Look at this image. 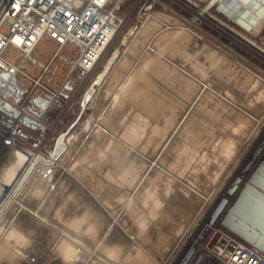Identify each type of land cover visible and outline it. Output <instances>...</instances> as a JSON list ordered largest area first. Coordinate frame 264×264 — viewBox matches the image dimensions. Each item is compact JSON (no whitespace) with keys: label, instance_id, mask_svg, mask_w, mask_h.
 Wrapping results in <instances>:
<instances>
[{"label":"rangeland","instance_id":"374dc122","mask_svg":"<svg viewBox=\"0 0 264 264\" xmlns=\"http://www.w3.org/2000/svg\"><path fill=\"white\" fill-rule=\"evenodd\" d=\"M135 1L125 0L121 12ZM136 14L101 59L96 74L137 22L71 131L73 156L64 165L85 189L87 217L71 222L70 238H56L62 252L25 255L31 264H173L185 230L264 157L263 150L242 173L264 139V59L256 55L263 53L207 15L194 23V14L180 19L159 4ZM40 48L42 64L56 53L45 79L55 88L72 53Z\"/></svg>","mask_w":264,"mask_h":264},{"label":"built area","instance_id":"2783aa9c","mask_svg":"<svg viewBox=\"0 0 264 264\" xmlns=\"http://www.w3.org/2000/svg\"><path fill=\"white\" fill-rule=\"evenodd\" d=\"M124 1L0 0V138L24 155L27 163L36 155L49 158L57 135L74 120L64 129L59 130L60 126L75 107L80 110L81 97L95 77L101 59L134 14L140 16L142 11L148 12L155 4L167 8L161 0H146L142 4V0H136L122 13ZM192 1L200 7L202 2L205 3L204 0ZM185 4L190 13L200 17L199 8L187 1ZM243 33L245 39H240L262 52L256 55L264 59V30L255 36ZM47 41L59 51L72 53L69 71L55 88L45 81L51 65H45L36 75L29 73L40 65L36 50ZM13 78L16 80L14 92L6 93ZM34 78H39L38 84H34ZM74 78L78 79L77 83ZM25 80L30 85L25 87ZM35 98L46 100L42 110L33 102ZM6 106L16 109L18 115L14 117ZM73 129L66 137L67 148V139ZM35 130L37 134L33 132ZM59 158L52 165H43L36 170L35 167L31 175L49 180L59 165ZM9 193L10 190L2 187L4 200ZM214 206L209 217L185 230L173 264H181L191 250H194L193 258L202 254L208 264L211 261L217 264H264V254L226 230L218 221L210 223ZM119 221L118 227L134 241V235L125 230L126 220L120 218Z\"/></svg>","mask_w":264,"mask_h":264},{"label":"crops","instance_id":"0c3cea01","mask_svg":"<svg viewBox=\"0 0 264 264\" xmlns=\"http://www.w3.org/2000/svg\"><path fill=\"white\" fill-rule=\"evenodd\" d=\"M162 3H165L177 18L182 19L183 11L189 12L185 8V0H166ZM43 45L48 47L51 43L47 41L36 50L40 61L37 67L40 66V69L45 65H52L56 56V53L52 54V58L42 64L44 51L40 47ZM67 117L59 130L69 124ZM33 132L38 133L37 130ZM72 156V150L68 146L49 180H42L33 174L20 188L0 219V264H31L24 259L25 255L62 252L65 242L61 243V247L56 246V238H70L71 222L80 224L86 219L85 211H81V200L86 198L85 189L75 176L70 177L71 174L64 165ZM25 161L24 155L10 148L4 139L0 138V205L4 201L2 187L11 192L25 167ZM37 168L41 169L43 165L36 166L35 170Z\"/></svg>","mask_w":264,"mask_h":264},{"label":"water","instance_id":"95a60500","mask_svg":"<svg viewBox=\"0 0 264 264\" xmlns=\"http://www.w3.org/2000/svg\"><path fill=\"white\" fill-rule=\"evenodd\" d=\"M185 1L195 8H199L200 17L207 15L244 39V35L239 33L236 29L255 36L264 27V0H204L205 3L202 7L192 0ZM211 10H214L215 13L224 17V19L233 26H230L216 15L210 13ZM198 19V16H194L192 22L196 23ZM136 27L137 22L126 31L120 42V46L126 44L127 40L133 35ZM120 46L113 50L100 71L95 75L92 82L83 93L80 100L78 115L67 129L57 135L49 158L36 155L29 163L25 161V168H23V171L20 173L9 195L0 205V219L24 182L30 177L34 168L38 165H52L54 161L66 151L67 135L79 121L87 108L88 102L94 95L96 88L104 81L112 65L118 59L121 52ZM15 86L16 80L13 78L10 81L6 93L11 94L14 92ZM33 102L40 110L46 105V100H40L38 98L33 99ZM0 108L2 107L0 106ZM5 108L9 110L14 117L18 115L16 109L8 106ZM263 150L264 139L260 142L251 158L244 166L242 170L243 174L253 167L254 162ZM243 177L244 175L234 179L231 186L227 189L226 197L221 198L213 209L210 216V223L218 221L226 230L252 246L258 252L264 254V157L253 167V170L245 181H243ZM241 183L242 186L240 187ZM234 195L236 196L233 202L229 204L231 197ZM193 256L194 250H191L181 264H203L204 256L202 254H198L195 258H193Z\"/></svg>","mask_w":264,"mask_h":264},{"label":"bare ground","instance_id":"6f19581e","mask_svg":"<svg viewBox=\"0 0 264 264\" xmlns=\"http://www.w3.org/2000/svg\"><path fill=\"white\" fill-rule=\"evenodd\" d=\"M236 28H237V27H236ZM236 30H237V31H239V33H241V31H240V30H238V29H236ZM242 34H243V33H242ZM243 35H244V34H243ZM69 137H70V136H69ZM69 137H68V138H69ZM72 138H73V137H71V138L67 139L68 143H69V141H71V140H72ZM223 192H224V191H223Z\"/></svg>","mask_w":264,"mask_h":264}]
</instances>
